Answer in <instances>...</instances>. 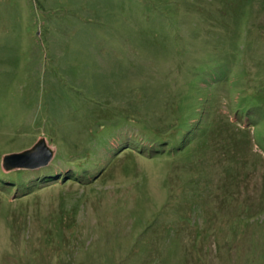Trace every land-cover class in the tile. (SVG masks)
Wrapping results in <instances>:
<instances>
[{
    "label": "rangeland",
    "instance_id": "1",
    "mask_svg": "<svg viewBox=\"0 0 264 264\" xmlns=\"http://www.w3.org/2000/svg\"><path fill=\"white\" fill-rule=\"evenodd\" d=\"M0 264H264V0H0Z\"/></svg>",
    "mask_w": 264,
    "mask_h": 264
},
{
    "label": "water",
    "instance_id": "2",
    "mask_svg": "<svg viewBox=\"0 0 264 264\" xmlns=\"http://www.w3.org/2000/svg\"><path fill=\"white\" fill-rule=\"evenodd\" d=\"M55 156V149L46 144L44 138L39 139L30 149L23 152L5 155L2 158V169L36 170L50 164Z\"/></svg>",
    "mask_w": 264,
    "mask_h": 264
},
{
    "label": "trees",
    "instance_id": "3",
    "mask_svg": "<svg viewBox=\"0 0 264 264\" xmlns=\"http://www.w3.org/2000/svg\"><path fill=\"white\" fill-rule=\"evenodd\" d=\"M55 173H53V172H48V174L46 175V176H48L47 178H51V176H53Z\"/></svg>",
    "mask_w": 264,
    "mask_h": 264
}]
</instances>
